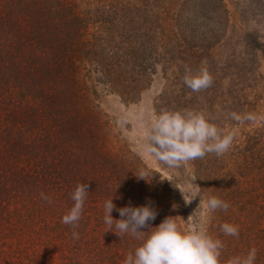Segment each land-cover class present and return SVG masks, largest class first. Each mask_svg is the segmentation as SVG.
Listing matches in <instances>:
<instances>
[{
  "label": "trees",
  "instance_id": "obj_1",
  "mask_svg": "<svg viewBox=\"0 0 264 264\" xmlns=\"http://www.w3.org/2000/svg\"><path fill=\"white\" fill-rule=\"evenodd\" d=\"M63 1L0 0V264H82L83 253L122 264L141 240L107 231L106 200L113 197L117 209L150 203L157 212L150 227L178 209L171 184L138 178L146 169L99 109L87 84L91 72L113 94L134 103L161 66L167 84L156 100L157 114L167 108L217 116L232 110L230 101L237 96L221 81L239 75L238 66L218 63L208 46L219 29L207 27V13L222 19L221 0L192 3L197 9L192 16L185 7L175 14L169 31L138 8L127 14L99 10L98 28L92 32V13L77 12ZM202 66L213 83L193 92L183 82L185 68L196 72ZM229 82L231 86L233 80ZM261 146L255 149L254 165L257 198L264 200ZM223 162V155L209 153L189 163L219 179L225 176ZM81 183L88 185V193L73 229L61 221ZM112 216L121 218L115 209Z\"/></svg>",
  "mask_w": 264,
  "mask_h": 264
},
{
  "label": "rangeland",
  "instance_id": "obj_2",
  "mask_svg": "<svg viewBox=\"0 0 264 264\" xmlns=\"http://www.w3.org/2000/svg\"><path fill=\"white\" fill-rule=\"evenodd\" d=\"M64 1L72 5L77 12L92 13L90 32L98 28L95 25L99 10L107 13L116 10L127 14L134 8L148 12L147 16L151 20H159L161 26L169 31L175 14L186 7L190 9L188 16H192L193 10L195 12L197 9L191 4L198 2V0ZM221 1L225 9L222 19L218 20L213 11L207 13L209 18L205 22L207 27L212 30L219 29V35L211 38L208 46L215 61L224 66L225 62L231 65L235 63L234 65L238 66L236 72L239 74L234 77L227 76L226 80L221 81L223 86L228 85L231 94L237 95L230 101L233 103V109L220 110L221 113L217 116L212 113L206 114L219 129L224 132H235L231 147L223 154L225 176L222 178L211 177L209 172L189 162L180 167H168L146 151L150 121L157 115L155 103L167 84L161 66H156L151 84L134 103L125 102L113 94L101 83L100 75L95 72L89 74L87 84L91 93L95 95L99 109L111 121L114 132L119 133L120 138L127 142L146 171L150 172L148 177L163 184H171L177 192L178 209L164 214L161 219L173 216L183 229H203L213 238L220 239L223 242L221 264H226V261L234 256H246L252 248L257 250L255 264H264V209L260 207L264 200L257 198L260 186L257 168L254 165L255 151L264 145V0ZM219 21L222 22L221 25L217 24ZM255 44H259L261 49H256ZM230 80H233L231 86ZM233 114L238 119L234 118ZM259 135L262 137L258 140ZM239 149H244V152H240ZM218 181L222 184H218ZM178 187L192 194L190 200L204 192L208 196L219 197L230 207L227 211L220 209L210 211L206 202H200L199 196L188 204ZM224 223L237 225L239 237L223 234L221 226ZM94 255L81 254L82 264L112 263L109 260H100Z\"/></svg>",
  "mask_w": 264,
  "mask_h": 264
},
{
  "label": "clouds",
  "instance_id": "obj_3",
  "mask_svg": "<svg viewBox=\"0 0 264 264\" xmlns=\"http://www.w3.org/2000/svg\"><path fill=\"white\" fill-rule=\"evenodd\" d=\"M183 82L193 92H200L212 85L213 77L207 67L202 66L196 72L186 67ZM233 116L238 119L235 114ZM234 135V131L224 132L219 129L203 111L163 108L151 118L146 151L168 167L175 168L190 161L203 159L209 153H215L217 156L225 154L232 145ZM149 175V171L142 169L137 176L140 179H148ZM179 189L188 204L199 196L200 202H206L210 211L214 212L217 209L227 211L230 207L219 197L208 196L204 192L190 200L192 194ZM87 193L86 183L75 187L71 194L74 204L63 215L61 221L63 224L70 225L73 229L78 227ZM41 196L48 203H52L43 193ZM114 209L121 217L118 220L112 216ZM104 211L107 231L114 232L122 239L125 234H130L141 240V244L135 248L134 253L127 255L123 264H221L223 242L220 239L213 238L203 229H183L173 216L166 217L156 227H150L149 222L154 221L157 216L156 210L150 203L139 207L126 206L117 209L112 197L105 201ZM143 228L149 230L141 231L140 229ZM221 231L225 235L239 237L237 225L224 223ZM72 235L74 239L79 238L75 231ZM256 257L257 250L252 248L246 256L231 257L226 264H255Z\"/></svg>",
  "mask_w": 264,
  "mask_h": 264
}]
</instances>
